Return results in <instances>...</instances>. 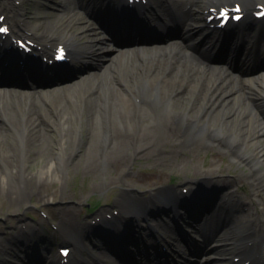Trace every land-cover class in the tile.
I'll list each match as a JSON object with an SVG mask.
<instances>
[{
	"label": "bare ground",
	"instance_id": "bare-ground-1",
	"mask_svg": "<svg viewBox=\"0 0 264 264\" xmlns=\"http://www.w3.org/2000/svg\"><path fill=\"white\" fill-rule=\"evenodd\" d=\"M94 1L60 0L63 11L53 23L50 20L29 21L27 14L32 12L26 7L17 9L9 0L1 3L2 9L16 11L23 19L25 29L32 32L40 43L67 44L74 59H84V62L79 61L80 71L92 68L81 80L53 90L46 86L34 89V85L26 91L0 86V134L6 133L2 129L10 125L23 137V147L19 149L7 147L0 140V162L8 168L3 178L9 173L17 180V167L31 163L34 158L40 159L48 174L53 173L52 167L62 166L67 170L75 167L83 169L99 177L103 161L109 167L122 168L121 174L112 176L106 186L111 189L120 186L116 202L122 208L123 218L108 220L103 216L97 225L104 227L108 242L91 243L93 248L99 249L103 245L116 253L120 251L112 244L120 245V242L127 243L128 240L123 228L134 218L152 216L155 209L173 203L175 197H184L179 192L183 184L190 189L216 186L228 192V199L217 202L215 208L220 210L208 215L205 221L212 226L211 238L216 233L229 237L235 241V247L217 245L212 250L220 253L236 248L239 253L253 256L261 249V240H264V194L258 190V187H264V171H257L264 165V145L261 143L264 142V29L252 24L238 31L241 34L246 32L247 38L250 37L247 42L248 59L252 63H247L238 71L234 70L230 60L224 65L210 64L208 57L201 54L202 51L205 54L210 52L205 47L206 40L200 39V36V42L195 43V39L200 35L202 23H207V12L211 8L243 2L252 20L251 13L264 4V0H154L151 8L143 9L144 15L150 13L155 17L154 21L168 17L176 20L181 16L186 19L183 27L187 33L193 34L181 37V42H168L177 34L151 37L165 42L154 45H141L139 42L147 44L149 38L138 36L135 47L113 55L106 54L112 47L105 44L97 43L96 49L81 45L84 35L95 34L92 24H98L99 21L95 20L97 16L101 14L99 19H106L102 18L104 16ZM184 4H192V7L185 11ZM196 6L200 9L196 12L199 19L192 23L189 17L194 14ZM77 8L83 9L92 18L85 20H90V23L81 25L79 32L75 30L76 20L81 17ZM111 10H114L113 5ZM105 14L110 15V29L117 27L116 22L123 24L124 19L128 25L129 22L130 25L136 23L135 19L121 13L114 15L110 9ZM137 28L136 31H139ZM1 43L7 45L9 40L5 42L0 38ZM199 44L200 48L197 47ZM89 56L93 58L88 59ZM119 58L121 69L116 67ZM256 60L261 61L259 76H254L251 71ZM47 69L53 73L50 82L59 75L69 73L50 66ZM34 70L35 74L46 73V69L37 63ZM202 128H205L204 136L201 135ZM104 136L108 138L107 147L103 142ZM191 136L198 138L193 140L194 144L188 145ZM55 137L57 139L54 140ZM192 149L197 151L194 153H212V158H206L202 169L186 163L193 155ZM242 154H245L244 159H241ZM227 155L234 158L236 164L251 168V172L232 175L228 165L216 168L214 160L225 159ZM145 159H164L160 161L163 163L159 175L183 173V180L177 187H170L162 181L158 188L145 192L141 186H128L129 177L125 169ZM16 180L13 181L16 183ZM8 181L3 182L1 187ZM14 193L11 201L17 212L24 207L21 196ZM157 227L167 229L165 223ZM77 228L73 238L80 248L91 233L88 229L83 230V226ZM128 230H133V227ZM83 232L86 233L84 236ZM164 238L170 243L169 238ZM151 247L155 249L153 242ZM194 249L193 252L202 254L194 264L222 263L211 259L208 249ZM100 257L104 263L117 264L109 261L105 253ZM96 260L100 258L95 256L92 262Z\"/></svg>",
	"mask_w": 264,
	"mask_h": 264
},
{
	"label": "rangeland",
	"instance_id": "rangeland-1",
	"mask_svg": "<svg viewBox=\"0 0 264 264\" xmlns=\"http://www.w3.org/2000/svg\"><path fill=\"white\" fill-rule=\"evenodd\" d=\"M28 7L34 11V15H30L31 21L37 17L45 18L48 17L46 20H50L52 23L56 21L58 15L60 16L62 10V5L59 3V0H28ZM81 17L76 20L77 26L75 30L77 32L80 31L79 27L81 25L89 24L90 20H87L84 14L80 15ZM44 19V20H45ZM95 27V34L91 35H84L81 38V44L86 46L88 49L93 46L92 49H96L97 43L105 44L112 47V50L106 51V54L113 55L117 51L123 52L124 50L131 49L134 47L133 42L131 41L132 37L128 34H123L121 30L117 28L110 29L109 23L103 22L102 24H92ZM94 51V50H93ZM118 52V53H119ZM95 53V52H94ZM93 53V54H94ZM128 55V54H127ZM144 56V55H142ZM141 56V57H142ZM122 59V56L120 57ZM118 59L116 62V67L121 69V62ZM95 60L97 57L94 58ZM215 63V62H214ZM216 64H223V63H216ZM89 69V68H88ZM92 69V68H91ZM85 70H81L79 74L72 78L71 80H62L56 84H51L52 90L57 89L64 84H71L73 82H77L81 80V78L86 74ZM261 73V69L256 68L253 74L259 76ZM3 87L4 88H11L14 86H18L20 90L26 91L27 85L24 81H19L15 83L12 79H5L3 80ZM235 83V81H234ZM49 87V86H46ZM8 103V101L6 102ZM16 110V109H15ZM2 113V111H1ZM5 113V112H4ZM19 115V114H18ZM1 121V118H0ZM6 133L0 134V140L7 144V147H18L21 145L19 144L21 138L8 126L2 129ZM203 133V134H202ZM201 135L204 136L205 130L202 129ZM3 135V138H2ZM109 137V135H108ZM193 140L198 138L197 136L192 137ZM57 137L54 138V140ZM106 136H104V145L106 147L109 145ZM262 145L264 142L261 141ZM1 144V142H0ZM192 156L188 158L186 163L188 162L191 166H197L199 169H202L205 166L206 158L209 160L212 158V153L209 151H202L198 153L196 150L192 149ZM195 154V155H194ZM40 159L34 158V161L31 163H24L21 164L20 167H17V174L19 178L16 180L15 176H11L9 173L6 174V177L3 178L2 175L8 170L4 163L0 162V240H4L5 238L10 239L13 234L17 235L19 231L22 229V226L29 225V223H33L36 220L43 219V213L48 215L49 221L56 222L61 225V223H70L71 220L75 219L72 223L73 228L69 227L72 232L77 228V226H81L83 220L85 218H90V211L95 206H100V208H109L108 205L111 203H115L117 198V194L120 191V186L111 189L107 187L108 181L114 175L121 174L123 171L120 167H103L99 170L102 171V175L99 177H95L94 173L87 172L83 169L74 168V169H66L62 166L59 168L52 167L51 174L47 173L39 162ZM164 160V159H163ZM163 160L159 159H148V160H141L138 162L136 161L135 166H130L125 169L128 173L129 182L126 183L128 186L130 185H138L141 186L143 191H148V189L155 188L154 186L159 185L162 181L166 183H179L183 180V173H173L167 176H160L159 174L162 173L161 165ZM180 161V159H178ZM168 162V160H166ZM215 167L220 168L222 166H230L231 170L230 173L232 175L241 174V173H250V169L246 166H240L235 163L234 158L230 155H227L225 159H216ZM141 162V163H139ZM132 167V168H131ZM260 168L264 171V165H261ZM10 169V168H9ZM11 170V169H10ZM48 174V175H47ZM4 179V180H2ZM28 179H32L29 181ZM9 180V181H8ZM16 180V183L13 181ZM141 180V181H140ZM3 187L2 183L7 182ZM147 183L146 186L143 185ZM148 185V187H147ZM122 187V184H121ZM3 189V191L1 190ZM16 195L21 196V202H23V207L18 209L15 212V205L12 204L11 197ZM214 198H220L224 190L223 189H214L213 191ZM14 203V202H13ZM14 205V206H13ZM202 206V205H201ZM196 207V214L200 210L201 207ZM17 217V219H16ZM187 218L178 221V227L182 230V232H186V236L188 241L191 239V235H195L194 231H190L189 227L187 226ZM49 221L43 222L40 225L41 229H45L43 232V237L47 236V242H37L33 239H30V236H26L24 239H13L12 244H7L6 248L0 254V264H8L7 260L9 255L14 254V250L18 249H25L28 252V257L32 259V261L39 263L42 256H50L54 254L53 247H52V239H56V235L52 231L49 226ZM89 221V220H88ZM146 224L141 223V226H145ZM182 225V226H181ZM26 226V227H27ZM133 226V225H132ZM134 227V226H133ZM68 228V229H69ZM69 229V230H70ZM78 230V229H77ZM51 235L52 238L49 236ZM35 235V239H36ZM136 238H139V234H134ZM190 236V237H189ZM21 240L29 246V248H25L21 246ZM98 240L95 239V242ZM52 242V244H50ZM211 241L208 244V247L212 244ZM197 243V242H196ZM14 244V245H13ZM85 245L87 242L84 243ZM113 247L119 249L121 246L128 251H133L134 247L128 246L126 244L117 245L116 243L112 244ZM33 246V248H30ZM48 247L52 250V253L45 254L43 252L44 247ZM87 247V246H86ZM179 248H184L183 246L179 245ZM103 250V248H101ZM105 251V250H103ZM107 253V252H106ZM94 256L100 257L101 254L99 250H94ZM20 255H23L20 253ZM184 256H187L183 253ZM85 259H89L90 256L87 253H84ZM109 258L114 260L110 255ZM192 260V257H189ZM82 264V263H77Z\"/></svg>",
	"mask_w": 264,
	"mask_h": 264
},
{
	"label": "snow or ice",
	"instance_id": "snow-or-ice-1",
	"mask_svg": "<svg viewBox=\"0 0 264 264\" xmlns=\"http://www.w3.org/2000/svg\"><path fill=\"white\" fill-rule=\"evenodd\" d=\"M229 14L226 12L225 13V16L227 17ZM0 31H2L3 33L7 34L9 32V29L8 28H2L0 29Z\"/></svg>",
	"mask_w": 264,
	"mask_h": 264
}]
</instances>
